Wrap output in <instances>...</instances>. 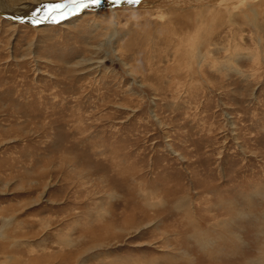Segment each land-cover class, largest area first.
I'll return each mask as SVG.
<instances>
[{"label": "rangeland", "instance_id": "374dc122", "mask_svg": "<svg viewBox=\"0 0 264 264\" xmlns=\"http://www.w3.org/2000/svg\"><path fill=\"white\" fill-rule=\"evenodd\" d=\"M146 3L0 17V264H264V0Z\"/></svg>", "mask_w": 264, "mask_h": 264}, {"label": "bare ground", "instance_id": "6f19581e", "mask_svg": "<svg viewBox=\"0 0 264 264\" xmlns=\"http://www.w3.org/2000/svg\"><path fill=\"white\" fill-rule=\"evenodd\" d=\"M17 1H21L20 4L14 5L13 2H15V0H0V17L2 16L4 18H7L8 20H11V21L16 22V23H20V24L24 23V24L32 25V26H36V27H38V25H45L48 23V22H43V23L40 22L39 24L33 23V21L36 19V13H37L38 9L41 10L40 14L43 15V6L46 3L47 4H55V3H67L68 2V0H17ZM148 1L149 0H141V3H139V4H129V3L122 2L118 5L129 6V7H135V6L139 7L141 5H147L146 2H148ZM114 5L115 4L112 3V0H101V3L98 6H94V7L89 6V7L80 9L76 13H83V11H85V9L87 11L88 8H93V10L98 9V11H100L101 9L102 10L106 9V8L112 10V9H114ZM108 6H110L111 8ZM3 10H5V11H3ZM71 11H72V6L69 7V9H68L69 14L66 15V18H67V16L74 15ZM56 15L60 16L58 13H56ZM51 18L46 19L45 21L55 22V20L51 19ZM61 18H62V16L58 20L61 21L62 20Z\"/></svg>", "mask_w": 264, "mask_h": 264}, {"label": "snow or ice", "instance_id": "6c2138e0", "mask_svg": "<svg viewBox=\"0 0 264 264\" xmlns=\"http://www.w3.org/2000/svg\"><path fill=\"white\" fill-rule=\"evenodd\" d=\"M139 4L141 0H112V3L118 5L120 3ZM101 0H68L67 3H55L45 4L43 6V15L41 10L38 9L36 13V19L33 21L34 24H39L42 20L51 18L54 14L58 13L60 16H66L68 9L72 6V11L80 10L89 6H98Z\"/></svg>", "mask_w": 264, "mask_h": 264}, {"label": "water", "instance_id": "95a60500", "mask_svg": "<svg viewBox=\"0 0 264 264\" xmlns=\"http://www.w3.org/2000/svg\"><path fill=\"white\" fill-rule=\"evenodd\" d=\"M47 4V3H46ZM116 5H114V7H115ZM92 7H94V6H92ZM108 7H110V6H108ZM111 8V7H110ZM63 17H66V16H63ZM42 22V21H41Z\"/></svg>", "mask_w": 264, "mask_h": 264}]
</instances>
